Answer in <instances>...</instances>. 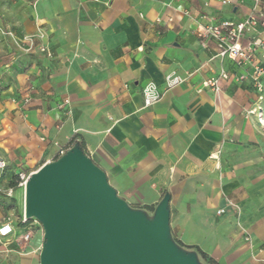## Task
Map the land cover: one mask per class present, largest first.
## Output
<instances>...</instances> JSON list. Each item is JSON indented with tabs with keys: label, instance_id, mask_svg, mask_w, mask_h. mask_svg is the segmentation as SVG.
<instances>
[{
	"label": "crops",
	"instance_id": "crops-1",
	"mask_svg": "<svg viewBox=\"0 0 264 264\" xmlns=\"http://www.w3.org/2000/svg\"><path fill=\"white\" fill-rule=\"evenodd\" d=\"M252 5L0 0V159L31 174L75 137L127 202L152 207L169 195L180 242L217 264H264V100L249 83L203 88L222 68L248 69L214 59V44L194 33L203 14L240 21ZM255 61L264 65L263 51ZM170 73L184 82L167 89ZM149 83L162 97L145 107ZM8 214L0 207V226ZM41 246L39 233L0 247V264H40Z\"/></svg>",
	"mask_w": 264,
	"mask_h": 264
},
{
	"label": "water",
	"instance_id": "water-1",
	"mask_svg": "<svg viewBox=\"0 0 264 264\" xmlns=\"http://www.w3.org/2000/svg\"><path fill=\"white\" fill-rule=\"evenodd\" d=\"M24 215L43 227L40 264H196L169 239L168 197L147 221L78 146L28 176Z\"/></svg>",
	"mask_w": 264,
	"mask_h": 264
},
{
	"label": "built area",
	"instance_id": "built-area-1",
	"mask_svg": "<svg viewBox=\"0 0 264 264\" xmlns=\"http://www.w3.org/2000/svg\"><path fill=\"white\" fill-rule=\"evenodd\" d=\"M216 1L221 5H227L231 0ZM251 1L253 2L251 11L243 20H216L212 16L203 14L194 21L196 25L194 33L203 47H206L209 42L214 44V59L220 62L228 60L240 68L248 69L245 73L236 75L222 68L216 76L210 77L203 82V88L218 94L221 92V81L249 83L256 93V102L261 103L264 100V65L256 62L255 58L259 51L264 52V10L260 7L261 0ZM205 6L207 7L208 4H205ZM33 38L34 36H28L24 39L28 44L26 51L33 49ZM39 52L51 57V53L44 47H40ZM184 80L185 78L175 73H170L165 77L166 87L167 89L173 88L182 84ZM142 96L144 106L147 107L160 101L162 94L153 83H149L142 89ZM68 103V100H65L63 105H68ZM63 105H60V107ZM64 153L63 150H60L58 155L62 156ZM5 167V161L0 159V172ZM19 178L21 180L20 186L24 187L28 176L20 174ZM222 213L223 210L217 211L218 215ZM31 220H27L23 214L20 219L23 225L22 230L9 220L4 221L0 226V247H8L13 242H28L31 238L29 230L32 225Z\"/></svg>",
	"mask_w": 264,
	"mask_h": 264
},
{
	"label": "rangeland",
	"instance_id": "rangeland-1",
	"mask_svg": "<svg viewBox=\"0 0 264 264\" xmlns=\"http://www.w3.org/2000/svg\"><path fill=\"white\" fill-rule=\"evenodd\" d=\"M42 166L43 165H40L39 167H37L35 171H37ZM20 174H24L26 177L30 175L28 168L25 165V162L22 165L18 166V164L14 165V163H11V162L9 163L8 161V163L6 164V169L0 172V191L3 194L13 197L15 199V208L9 211V214L7 217L10 222H12L13 224H17V225H19L20 219L22 218L24 214V187L20 186V182H21L19 178ZM12 175L18 176V184L16 185L15 188L10 189L7 185V180ZM117 192L118 191H116L117 196L121 198ZM165 196L168 197V208H169L170 197L169 195H165ZM121 199L125 201L130 211L138 212L142 214L147 221H152L153 216H154V211L156 207L158 206V204L156 206H152L151 207L152 209L150 210L146 206L141 205L139 203L127 202L125 199L123 198ZM31 221H32L31 222L32 225H31V228L29 229L31 232V237L32 235L39 237V233H40L41 245H43V242H44L43 227L36 219H32ZM169 239L181 253H183L184 255H191L192 257H194L196 264H210L207 259L202 258L200 254L201 251L198 249V247L195 244L187 245V244H183L182 242H180L179 239L176 238V230L172 231L170 224H169ZM208 243H212V240H209ZM208 246H211V244ZM41 249H42V246H41ZM206 256L208 259L214 261L213 258L209 257L208 255Z\"/></svg>",
	"mask_w": 264,
	"mask_h": 264
},
{
	"label": "trees",
	"instance_id": "trees-1",
	"mask_svg": "<svg viewBox=\"0 0 264 264\" xmlns=\"http://www.w3.org/2000/svg\"><path fill=\"white\" fill-rule=\"evenodd\" d=\"M5 86H6L5 84H0V90L1 89H4ZM75 146H78L81 149V151L83 152V145H82V143H80V142L77 143L75 137H73L67 143V145L64 147V149H61V150L68 151V150H70L71 148H73ZM59 157L60 156L58 155V157H56L55 160H57ZM5 169H6V167H5ZM17 184H18V176L17 175H12L7 180V185H8V187L10 189L11 188H15ZM0 207L3 208L6 212H9V211L13 210L15 208V199L13 197H10V196H7V195L3 194L0 191ZM147 208H149L150 210L152 209L151 207H147ZM17 226L19 228H22L23 225H22L21 222H19V225H17ZM200 254H201L202 258L203 259H207L210 264H217L215 261H212V260L208 259L207 256L203 252H200Z\"/></svg>",
	"mask_w": 264,
	"mask_h": 264
}]
</instances>
